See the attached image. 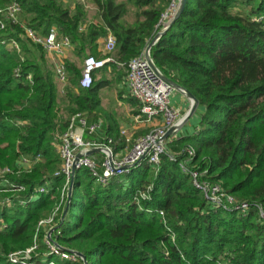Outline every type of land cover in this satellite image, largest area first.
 I'll list each match as a JSON object with an SVG mask.
<instances>
[{"label": "trees", "instance_id": "obj_1", "mask_svg": "<svg viewBox=\"0 0 264 264\" xmlns=\"http://www.w3.org/2000/svg\"><path fill=\"white\" fill-rule=\"evenodd\" d=\"M12 1L0 0V7ZM17 2L21 26L42 37L55 28L59 37L69 39L76 59L97 58L98 41L111 33L115 63L100 70L109 65L116 82L153 38L169 4L87 0L96 10L89 19L82 4ZM259 16H264V0H186L150 55L165 78L197 100L195 131L169 143L177 160L162 155L156 171L143 160L102 186L87 170H77L67 214L52 236L61 252L81 253L87 264H264V220L259 218L260 210L264 213V23L252 20ZM19 21L0 31V40L18 44V50L0 44V168H14L20 155H41L43 162L8 181L24 188L18 200L35 195L43 184L47 192L23 206L16 199L7 208L1 202L11 192H0V224L5 225L0 264H20L9 255L32 247L28 264H83L80 258L73 262L50 254L38 223L53 214L65 183L64 176L55 175L61 166L56 133L64 132L77 113H100L99 90L113 82L104 73L94 81L93 74L91 87L82 89L80 69L67 60V85L59 98L52 64L44 49L24 36ZM59 105L65 116L58 113ZM104 117L105 131L113 136L114 123L108 114ZM113 138L116 150L124 148L119 133ZM187 147L194 151L190 164L205 172L202 179L248 204L245 214L215 207L193 186L179 168ZM148 188L149 199L137 203V193ZM62 211L54 216L57 224Z\"/></svg>", "mask_w": 264, "mask_h": 264}, {"label": "built area", "instance_id": "obj_2", "mask_svg": "<svg viewBox=\"0 0 264 264\" xmlns=\"http://www.w3.org/2000/svg\"><path fill=\"white\" fill-rule=\"evenodd\" d=\"M85 4L86 0H77ZM169 4L166 11L162 14L161 19L157 25V31L162 29L167 22L176 13L179 0H168ZM20 7L17 0H13L0 9V31L6 29L7 24L18 25ZM255 22H263L264 16L255 17L252 19ZM24 36L33 44L41 46L47 53L56 55H63L66 49L71 47V43L67 37H59L57 30L51 28L46 36L42 37L31 29H25ZM156 31V32H157ZM0 44L7 48L18 50V44L15 39L0 40ZM116 48L115 37L108 32L103 49L107 55L112 54ZM146 49V48H145ZM131 59L128 63L124 86L128 91V95L134 99L138 104V112L134 116L136 122L149 123L153 120H158L160 123L147 132L135 139L125 138L124 148L120 150L115 149L113 139L99 135L100 124L98 122L88 124L85 117L81 113H77L70 117L68 128L55 141V150L60 158L61 166L56 172V176H64L65 183L61 189L60 201L53 214L38 223L46 231L47 223L54 222V216L59 211L63 204L68 203V190L72 178V172L80 169L88 171L91 178L96 184L106 186L110 180L118 178L130 173L132 169L137 167L143 160H146L149 165L157 168L160 157L167 155L169 160L176 161L177 156L170 154L168 147L172 141L171 137H176L179 130L174 131L169 137H165L167 132L178 126H183L185 115H181L178 109L170 106V97L174 93L172 85L167 82L162 76L161 72L151 66V55L146 54V50ZM153 62V61H152ZM115 63V60L110 56L104 59H97L92 55L84 58L82 64V71L80 73L79 86L82 89H89L93 83V74L104 68L105 65ZM18 76V70L15 71ZM55 76L60 85L67 83V72L62 58L57 60L55 66ZM30 81V76L27 77ZM22 124V123H19ZM124 136L123 132H120ZM94 151L90 155L88 152ZM185 159L180 162V170L191 178L193 186L198 189L203 197L210 201L215 207L222 206L232 207L242 213H246L249 208L248 204L238 203L232 197L226 195L223 190L217 185H211L204 181V173L190 162L194 157L192 148L187 147L182 151ZM43 162L41 155H20L14 168L1 167L0 168V187L2 193H20L24 190L23 187L11 185L8 177L14 174L28 173L38 163ZM47 184H43L36 191V194L28 199L15 198L18 195H11L2 199L4 207H10L14 201L18 200V204L25 205L26 203L35 200L37 195L46 193ZM148 191L137 193L135 201L148 200ZM17 199V200H16ZM161 217H164L163 212H158ZM260 220H264V213L260 210ZM46 221V222H45ZM5 225L0 224V231ZM44 244L48 247L50 254L57 255L65 260L75 261L79 258L73 253L61 252V249L52 243L45 235ZM35 249L32 247L24 253L16 252L9 255V260L12 263L28 264L26 260L29 259V254Z\"/></svg>", "mask_w": 264, "mask_h": 264}, {"label": "crops", "instance_id": "obj_3", "mask_svg": "<svg viewBox=\"0 0 264 264\" xmlns=\"http://www.w3.org/2000/svg\"><path fill=\"white\" fill-rule=\"evenodd\" d=\"M60 1L69 4L70 7H73V5L77 3V0H60ZM77 4H81V3L78 2ZM85 4L88 5V7L90 8H94L92 5L87 3V0ZM235 11H239V10L236 9ZM106 36L98 41V48L96 52L97 59H104L108 56L113 58L112 56L113 53L107 55L103 49ZM45 53L48 61L53 65L55 63L56 66L57 60L59 61L60 58H62L63 63L66 62L67 60H72L71 57H73V46L71 45L69 49H66L64 51V54L61 56L53 53H47L46 51ZM117 71H119V68L117 69ZM103 73L108 78V80H111L113 83L99 90L100 106L102 113L101 112L90 113V114L81 113L85 117L88 124H92L96 122L100 124L99 135L113 138L114 134H118V133L120 134V132H123L124 136H121L120 134L122 138L135 139L141 135L146 134L152 129V127L160 123L158 120H153L149 123L136 122L134 120V116L137 114L139 106L136 101L131 100V97L128 95V91L124 86V82H125L124 77H126L125 76L126 73L124 74L123 77H121L122 79L120 82H116L117 77L115 73L111 72L110 66L108 65L107 70L105 72H102V70H98L94 73L95 75L94 81L99 80ZM55 81L57 83L58 90H60V85L58 83L56 76H55ZM170 106L175 109H178L181 115H186V113L190 108V101L187 98H185L183 95L179 94V92H174L170 97ZM106 114L109 115L111 122L114 123L115 126L112 132L113 136L107 134V132L105 131V128L107 127L108 124L107 121H105V117H104ZM197 122H198V116L196 115L195 112V114L187 122H184L181 129L175 134L176 137L175 138L171 137V140L177 139L184 135H191L195 131ZM56 139L57 137H55V140Z\"/></svg>", "mask_w": 264, "mask_h": 264}, {"label": "water", "instance_id": "obj_4", "mask_svg": "<svg viewBox=\"0 0 264 264\" xmlns=\"http://www.w3.org/2000/svg\"><path fill=\"white\" fill-rule=\"evenodd\" d=\"M185 4H186V0H179V6L178 9L176 11V13L174 14V16L167 22V24L160 29L159 31H157L155 33V35L153 36V38L150 40V42L148 43V45L146 46V54H150V51L152 49V47L156 44V42L170 29V27L172 26V24L180 17V15L182 14L184 8H185ZM151 66L157 70V68L155 67L154 63L151 61ZM167 82H169L173 89L175 91H178L180 93H182L189 101H190V108L188 110V112L185 115V119L184 122H187L196 112L197 107H198V102L195 99V97L193 95H191L188 91H186L185 89L179 87L177 84L171 82L170 80H168L167 78H165L164 76H162ZM183 122V123H184ZM181 128V126H178L176 128H172L170 129L165 137H169L174 131L179 130ZM94 151L88 152L87 155H90L91 153H93ZM72 178L70 181V185H69V190H68V200L70 201L71 199V195H72V188H73V176H74V172H72ZM69 204V203H68ZM68 204L65 206L62 215H61V222L59 224L58 227L61 226L67 211H68ZM82 261L83 264H87L86 258L83 254L81 253H75Z\"/></svg>", "mask_w": 264, "mask_h": 264}, {"label": "rangeland", "instance_id": "obj_5", "mask_svg": "<svg viewBox=\"0 0 264 264\" xmlns=\"http://www.w3.org/2000/svg\"><path fill=\"white\" fill-rule=\"evenodd\" d=\"M77 3H78V1H77ZM76 3V4H77ZM82 4V3H81ZM83 5V4H82ZM85 5V9L87 10V15H88V18L89 19H91L92 17H93V15H94V13H95V9L94 8H90V7H88V5H86V4H84ZM6 6V5H5ZM4 6V7H5ZM4 7H0V9H3ZM248 11V10H247ZM253 18H255V17H253ZM252 18V19H253ZM126 19L128 20V21H130V19H129V16H127L126 17ZM19 24H20V26H21V24H23V23H21L20 21H19ZM20 29H21V27H19ZM22 30V29H21ZM21 30H18L17 31V33L18 34H20L21 33ZM88 56V55H87ZM86 57V56H85ZM85 57H82L81 59H76V58H74V57H71L72 59H73V62L75 63V65H76V67L78 68V69H80V73H81V71H82V64H83V60H84V58ZM52 64V63H51ZM52 66H53V69H54V71H55V63H54V65L52 64ZM80 79V78H79ZM60 85V84H59ZM66 85H67V83L66 84H64V85H60V90H59V98H61L63 95H64V91H65V87H66ZM174 92H178V91H174ZM179 94H181V95H183L182 93H180L179 92ZM184 96V95H183ZM185 97V96H184ZM186 98V97H185ZM58 113H60L61 115H63V116H65V112L63 111V106L62 105H59V107H58ZM62 133L63 132H61V133H56V135H55V137H57V138H59L61 135H62ZM129 139H131V138H129ZM57 153V152H56ZM156 171V170H155ZM204 174H205V172H203ZM205 181V180H204ZM17 193H11V195H16ZM67 200H68V198H67ZM68 203H69V200H68ZM67 203V204H68ZM66 204V205H67ZM65 204H63L60 208H59V211L57 212V213H59L60 212V210H61V208H63V210H64V208H65V206H66ZM63 212V211H62ZM56 213V214H57ZM46 222V221H45ZM60 222H61V218H60ZM60 224V223H59ZM59 224H57V222H48L47 223V228H46V231H45V235H46V237L52 242V243H54V241L52 240V236H53V232H55L59 227ZM70 253H73V254H75L76 252H70ZM223 256H228V254L226 253L225 255H223ZM42 257H45V255H43Z\"/></svg>", "mask_w": 264, "mask_h": 264}]
</instances>
